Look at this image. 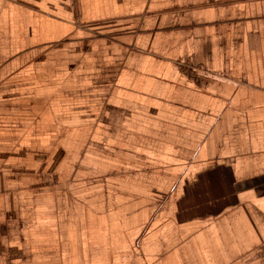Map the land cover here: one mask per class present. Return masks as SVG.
I'll return each instance as SVG.
<instances>
[{"label": "crops", "instance_id": "obj_1", "mask_svg": "<svg viewBox=\"0 0 264 264\" xmlns=\"http://www.w3.org/2000/svg\"><path fill=\"white\" fill-rule=\"evenodd\" d=\"M0 264H264V0H0Z\"/></svg>", "mask_w": 264, "mask_h": 264}]
</instances>
